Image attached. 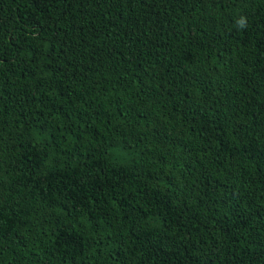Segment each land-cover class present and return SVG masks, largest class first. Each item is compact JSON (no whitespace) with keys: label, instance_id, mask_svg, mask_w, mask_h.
<instances>
[{"label":"trees","instance_id":"trees-1","mask_svg":"<svg viewBox=\"0 0 264 264\" xmlns=\"http://www.w3.org/2000/svg\"><path fill=\"white\" fill-rule=\"evenodd\" d=\"M0 264H264V0H0Z\"/></svg>","mask_w":264,"mask_h":264},{"label":"clouds","instance_id":"clouds-1","mask_svg":"<svg viewBox=\"0 0 264 264\" xmlns=\"http://www.w3.org/2000/svg\"><path fill=\"white\" fill-rule=\"evenodd\" d=\"M236 23L240 28H243L245 26V19L241 17Z\"/></svg>","mask_w":264,"mask_h":264}]
</instances>
